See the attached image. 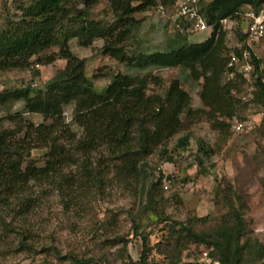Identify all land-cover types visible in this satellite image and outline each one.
I'll return each mask as SVG.
<instances>
[{
  "label": "trees",
  "instance_id": "16d2710c",
  "mask_svg": "<svg viewBox=\"0 0 264 264\" xmlns=\"http://www.w3.org/2000/svg\"><path fill=\"white\" fill-rule=\"evenodd\" d=\"M101 2H106L112 21L91 16L90 10ZM158 3L169 8L174 0H31L17 20L7 18L6 26L0 31V71L30 69L33 62L49 65L57 59L65 60V65L43 88L27 85L0 92V108L20 102L21 114H37L43 119L34 125L24 118L22 126L26 131L22 138L18 137L16 128L0 129V257L36 250V235L27 223L39 198L25 191L43 183L60 191L87 184L101 193L108 183L135 196L139 194L136 217L149 211L156 215L158 224L168 220L161 218L163 212L158 211L154 198L156 187L162 188L163 173L159 171L156 181H148L147 158L158 147L166 148L167 142L184 126L183 115L193 120L205 116L211 128L221 132L228 127L227 120L235 115L239 101L232 92L237 78L243 76L235 65H228L232 53L240 58L245 50L249 52L248 62L253 67L250 76L255 87L252 99L264 106L259 59L246 45L233 47V52L227 55L226 32L220 24L223 19L238 18L244 6L257 14L264 0H199L201 17L211 27L208 38L164 51L129 55L124 42L139 25L135 14L153 9ZM176 17L174 27L180 40L193 32L186 30L190 27L188 21ZM241 35L246 36L243 32ZM71 38H76L81 47H89L96 39H101L103 54L120 63L187 70L194 80L202 79L198 96L206 109L191 107L189 93L176 78L162 93L150 91L149 81L158 80L152 73L140 78L118 73L103 92L96 93L85 75L84 59L69 47ZM52 47H57V51L46 53ZM154 84L157 85L155 81ZM69 105L73 107L70 124L81 129L79 134L64 123V108ZM9 120L14 122L12 117ZM178 138L176 146L182 147L187 144L189 133ZM38 145L47 149L42 166L29 158L32 148ZM198 150L202 154L215 151L202 141ZM160 152L163 155L166 150ZM166 160L170 162L171 156ZM197 160L202 164L201 158ZM71 167L75 171L69 170ZM221 190L226 212L208 230L195 228L194 220L190 219L186 223H167L168 231L154 246L163 255L161 261L149 258L152 249L149 235L132 215V237L123 235L114 239L122 242L118 254L120 264H194L181 260L188 244L207 248L212 259L210 264H254L245 258L251 251L255 256L258 254L260 262L264 250L257 240L247 235L239 194L234 193L230 185ZM133 240L141 243L136 259L128 253V244ZM66 256L71 264H94L92 257Z\"/></svg>",
  "mask_w": 264,
  "mask_h": 264
},
{
  "label": "rangeland",
  "instance_id": "374dc122",
  "mask_svg": "<svg viewBox=\"0 0 264 264\" xmlns=\"http://www.w3.org/2000/svg\"><path fill=\"white\" fill-rule=\"evenodd\" d=\"M30 2L31 0H0V31L6 26L7 18L17 20ZM244 10L246 8L242 9ZM166 12L157 10L156 6L135 14L139 25L124 42L125 51L129 55L164 51L183 43H199L211 33V27L203 31L193 28L188 30L193 33L186 37L179 35L181 37L179 40L174 27L176 14L174 11ZM90 14L93 18L112 21L106 2L95 5ZM244 29L245 20L241 14L238 18L226 22L223 26L226 32L225 52L229 55L233 52V47L242 45L252 49V53L260 61L264 83V37L257 42L248 43L245 36L241 35ZM102 45L101 39H96L89 47L79 46L76 38L69 41L71 51L84 59L85 75L96 93L103 92L112 77L118 73L137 78L152 73L158 80L149 81L150 91L162 93L169 82L176 78L181 87L189 93L191 107L206 109L198 96L202 79L194 80L187 70L179 68L159 69L138 63H120L103 54ZM57 49L52 47L46 53ZM250 57V54L249 59L240 57L236 67L241 69L242 64L250 61ZM31 61H34V58ZM64 65L65 60L57 59L49 65L33 62L30 69L8 68L0 71V92L3 89L27 85L36 89L43 88ZM252 68L243 73L242 79L236 80V89L232 93L239 101L235 115L227 120L228 127L224 131L212 129L210 121L205 116L193 120L192 117L186 118L183 115L184 126L167 142L166 148L158 147L147 158L148 181L151 179L153 182L156 181L159 171L163 173L162 188L156 187L154 198L158 211L163 212L161 218L168 220L158 224L156 215L149 211L136 217L134 214L139 210V194L135 196L108 183L102 193L94 186L89 188L87 184L82 188L60 191L43 183L25 191V194L30 191L39 198L33 212L28 216L27 223L35 232L36 250L0 257V264H71V260L65 258L68 257L66 255L77 258L92 257L94 264H120L121 257L118 254L122 242L114 239L123 235L132 237V215L136 217V223L149 235L152 247L149 258L161 261L163 255L155 250L154 246L168 231L167 223H186L185 221L190 219L191 222L194 220L195 228L208 230L217 224L226 212L221 190L225 185H230L232 191L239 194L248 228L247 235L251 240H257L264 250V106L256 104L252 99L255 90L253 78L250 76ZM34 71L38 74L34 75ZM257 75L258 73L254 77ZM21 111L20 102L0 108V129L16 128L18 137L22 138L26 131L22 126L23 122L34 125L43 122L42 116L21 114ZM72 113L71 105L64 108V123L68 129L79 134L81 129L70 124ZM9 117L14 118V122L10 121ZM233 120L249 121L253 127L241 132L234 131L231 128ZM185 133H189L187 144L177 147L178 137ZM200 141L213 147L215 151L211 154H202L198 150ZM161 149L166 150L165 154H161ZM46 153L47 149L38 145L32 148L29 158L37 166H42ZM168 156L172 158L170 162L166 160ZM198 158L202 159V164L198 163ZM69 170L75 171V168L71 167ZM196 218L200 221H195ZM140 251V240H133L128 244V253L132 258H138ZM253 257L256 258L250 260ZM245 258L254 264L264 261V255L259 262L258 254L255 256L253 251L250 254L246 253ZM181 260L194 264H210L212 261L208 256V249L195 244L187 245L182 251Z\"/></svg>",
  "mask_w": 264,
  "mask_h": 264
},
{
  "label": "built area",
  "instance_id": "2783aa9c",
  "mask_svg": "<svg viewBox=\"0 0 264 264\" xmlns=\"http://www.w3.org/2000/svg\"><path fill=\"white\" fill-rule=\"evenodd\" d=\"M198 2L199 0H174L173 5L169 8H165L161 4H158L157 10L166 12L167 10L165 9H168L169 11H174L176 16L181 17L184 21H188L190 27L186 30H193L194 28L196 30L203 31L208 29L209 26L201 17L202 15L198 9ZM172 8L175 10H173ZM242 12L243 14L240 12L239 16L241 14L242 18L245 20V29L243 33L246 35V41L248 43L259 41L264 37V6L261 7L257 14L248 7ZM227 21V19H223L220 21V23L222 24V26H224ZM242 56L249 59V52L245 50L242 53ZM238 60L239 58L235 57V55H233L232 53L230 55L228 65L236 66ZM251 68L252 66L250 65V63L246 61L244 64H242L241 69L238 68V70L246 73L247 71L251 70ZM252 127L253 126L249 121L239 122L237 120H233L231 124V128L237 132L249 130Z\"/></svg>",
  "mask_w": 264,
  "mask_h": 264
},
{
  "label": "clouds",
  "instance_id": "9594fccd",
  "mask_svg": "<svg viewBox=\"0 0 264 264\" xmlns=\"http://www.w3.org/2000/svg\"><path fill=\"white\" fill-rule=\"evenodd\" d=\"M244 8H247V6L242 7L241 10H240V12H241L242 9H244ZM238 16H239V15H238ZM227 20H228V19H227ZM220 24H221V23H220ZM221 26H222V24H221ZM222 27H223V26H222ZM209 28H210V26H209ZM209 28H208V29H209ZM210 29H211V28H210Z\"/></svg>",
  "mask_w": 264,
  "mask_h": 264
}]
</instances>
